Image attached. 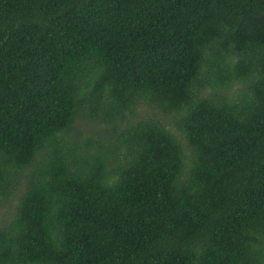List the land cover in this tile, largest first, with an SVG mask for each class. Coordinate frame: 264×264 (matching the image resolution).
I'll list each match as a JSON object with an SVG mask.
<instances>
[{"label":"trees","instance_id":"1","mask_svg":"<svg viewBox=\"0 0 264 264\" xmlns=\"http://www.w3.org/2000/svg\"><path fill=\"white\" fill-rule=\"evenodd\" d=\"M0 264H264V0H0Z\"/></svg>","mask_w":264,"mask_h":264},{"label":"rangeland","instance_id":"2","mask_svg":"<svg viewBox=\"0 0 264 264\" xmlns=\"http://www.w3.org/2000/svg\"><path fill=\"white\" fill-rule=\"evenodd\" d=\"M155 112V110H153L152 108H148V107H143V109H142V113H154ZM86 128V126H84V127H82V129H85ZM1 214H2V211H1Z\"/></svg>","mask_w":264,"mask_h":264}]
</instances>
